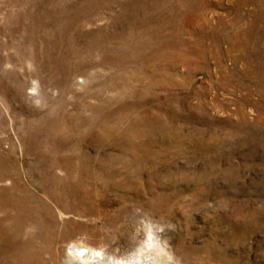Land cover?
Returning <instances> with one entry per match:
<instances>
[{
	"label": "rangeland",
	"instance_id": "1",
	"mask_svg": "<svg viewBox=\"0 0 264 264\" xmlns=\"http://www.w3.org/2000/svg\"><path fill=\"white\" fill-rule=\"evenodd\" d=\"M17 217L28 264L130 253L149 227L181 264H264V0H0Z\"/></svg>",
	"mask_w": 264,
	"mask_h": 264
},
{
	"label": "bare ground",
	"instance_id": "2",
	"mask_svg": "<svg viewBox=\"0 0 264 264\" xmlns=\"http://www.w3.org/2000/svg\"><path fill=\"white\" fill-rule=\"evenodd\" d=\"M30 219V217H17L15 219L17 224L13 225L17 227V231L13 235L12 228L0 224V245L8 250L9 257L19 260V264L33 263V258L27 251L28 246L21 238L24 222ZM156 233L149 227L145 240L130 253L110 254L106 247L104 248L105 245L93 247L79 243L71 244L69 250L71 258L76 261L75 264H181Z\"/></svg>",
	"mask_w": 264,
	"mask_h": 264
}]
</instances>
